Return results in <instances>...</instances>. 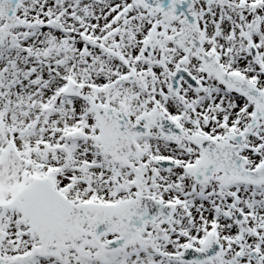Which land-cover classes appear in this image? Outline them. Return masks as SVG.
<instances>
[{"label":"snow or ice","instance_id":"obj_1","mask_svg":"<svg viewBox=\"0 0 264 264\" xmlns=\"http://www.w3.org/2000/svg\"><path fill=\"white\" fill-rule=\"evenodd\" d=\"M0 264H264V0H0Z\"/></svg>","mask_w":264,"mask_h":264}]
</instances>
